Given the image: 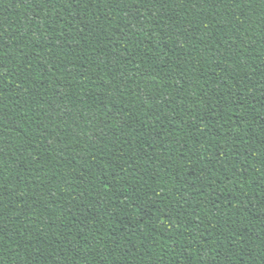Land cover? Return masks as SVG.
Instances as JSON below:
<instances>
[{"label":"trees","instance_id":"obj_1","mask_svg":"<svg viewBox=\"0 0 264 264\" xmlns=\"http://www.w3.org/2000/svg\"><path fill=\"white\" fill-rule=\"evenodd\" d=\"M0 264H264V0H0Z\"/></svg>","mask_w":264,"mask_h":264}]
</instances>
